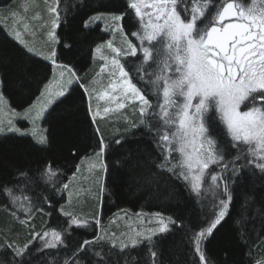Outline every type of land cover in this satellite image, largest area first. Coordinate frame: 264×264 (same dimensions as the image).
I'll return each instance as SVG.
<instances>
[{"label":"trees","instance_id":"1","mask_svg":"<svg viewBox=\"0 0 264 264\" xmlns=\"http://www.w3.org/2000/svg\"><path fill=\"white\" fill-rule=\"evenodd\" d=\"M8 1L0 0V5ZM223 2L224 0H214L216 8ZM128 4V0H57V38L66 43L67 38L71 37L74 45L69 50L58 42L56 60L69 65L75 72L77 81L68 88L65 96L50 106L42 119L43 130L40 133L49 142L46 148L37 143L38 135L35 138L12 132L0 135V184L14 188L15 184L9 181L17 178L18 170L36 173L45 161H54L59 171L54 182L46 185L41 182L40 187L32 186L35 195L32 196L31 213L23 212L18 205L12 204L8 196L0 193V245L11 244L13 248H18L28 244L31 253L24 257L26 264H73V261L76 264H153L149 254L150 247L157 252L156 264H198V257L191 251L188 243V236L204 226L218 210L216 205L219 202V190L209 186L208 173H205L206 182L198 196L182 178L178 179L169 171L161 172L156 168L161 162L162 154L155 132L159 129L160 135H163L166 129L158 116L153 114V109H149L141 118L134 117L130 123L119 120L116 129L113 122H104V125L98 127L105 144L111 145L103 157L107 170L103 177L102 193L99 191L96 195L93 207L86 204L82 197L73 200L74 206L69 202L72 197L81 193L80 187L75 189L76 183L72 177L77 173L81 161L99 150L96 145L100 140L88 112L82 86L90 85L92 81L95 71L92 69V52L107 34L98 23L85 30L83 22L100 12H126L121 21L124 33L138 46L131 35L137 29L138 19L134 11L127 7ZM185 7L191 8V0H180L178 11ZM216 8H213V13ZM189 14L182 11V15ZM22 49L0 26V80L4 81L1 90L11 109L17 111L35 100L51 74L48 62L32 54L24 56ZM21 64L28 71L24 79H20L17 72ZM123 64L133 84L153 106L162 102V97L156 94V89L149 83V77L145 76V70L151 74L159 69L154 62L143 63L139 46L137 56H128ZM150 78L154 79V75ZM204 119L225 156L222 164L229 165L227 171L221 165H212L208 172L215 171L227 177L231 175L232 161L238 151L226 145L228 138L218 114L206 112ZM141 121L145 123L142 124ZM148 122H151L152 132L146 128ZM167 130L171 132L174 128ZM116 139L126 142L116 144ZM242 147L246 153L247 147ZM170 161L171 164H176L181 161V156L172 152ZM245 164L243 157L236 161L238 168ZM250 168L251 166L245 167L239 179L234 177V182H229L233 196L229 214L222 221V226H218L214 236L205 241L204 248L211 264H220L225 253L229 264H260L264 261V178H261L258 170L253 175ZM98 173L101 175V170ZM64 184L68 187L64 188ZM38 196L50 202L39 200ZM123 209L132 212H158L176 218L182 227L170 225L172 231L166 236L156 235L151 242L142 240L135 247L127 246L120 252V248L116 246L123 245L126 239L117 227L122 214L116 213ZM65 213L85 223L64 232V244L57 248H44V243L36 234L50 232L52 229L62 231L67 227L66 221L70 220ZM114 220L116 222L113 225L111 222ZM86 240L91 242L87 252L77 253V245ZM110 241L116 246L113 247ZM11 260L9 252L4 246H0V262L9 264Z\"/></svg>","mask_w":264,"mask_h":264},{"label":"snow or ice","instance_id":"2","mask_svg":"<svg viewBox=\"0 0 264 264\" xmlns=\"http://www.w3.org/2000/svg\"><path fill=\"white\" fill-rule=\"evenodd\" d=\"M179 2L180 0H151V2L131 0L127 5L134 10L142 30L131 35L140 40L139 49L142 50L143 63L154 62L159 69L158 72L151 74L145 70V76L149 77V83L156 89V94L162 97V102L153 106L145 94L131 82V77L124 66L119 65L117 60H113V63L119 66L121 77L128 78L127 90L141 101V115H144L146 109H153V114L157 115L160 123L165 126L163 135H160L159 129L155 132L162 154L161 162L156 168L161 172L169 171L178 179L182 178L190 186V190L198 196L201 195L202 186L206 182L205 173H208L209 186L219 190V202L216 205L218 210L204 226L188 236V243L191 251L198 257V264H211L204 244L214 236L218 226H222V221L229 214L230 203L233 200L229 182H234V177L239 179L243 169L248 166H251L250 171L253 175L258 170L261 178H264V0H247V3L245 0H224L219 8H216L214 0H202V3L201 0H191V8L185 7L182 10L189 12V15H182V11H178ZM213 8H216L214 13ZM143 9L152 11L145 12ZM51 11L56 12L59 19L57 10L51 9ZM105 15L114 22L113 31H124L120 22L126 12L119 14L100 12L85 20L83 29H90L92 23ZM145 16L148 17L147 22L144 20ZM56 26L54 20L53 31L49 32L50 39L53 43H62L71 50L74 41L71 37L67 38L66 43L59 41L55 32ZM15 39L23 46L22 55L34 54L33 48L20 38V33L15 34ZM145 42L148 46H144ZM157 45L160 47L157 48ZM107 46L112 48L111 41L107 42ZM102 47L103 44L97 45L95 51L99 52ZM112 50L120 54L119 49ZM127 54L136 57L138 46L129 42ZM56 58L55 50L49 51L44 57L53 64L56 63ZM17 72L20 79L28 75L23 64ZM153 75L154 79L150 78ZM3 85L4 81L0 80V86ZM65 94V91L61 90L55 95L63 97ZM177 97H182V102L178 101ZM2 99L3 96L0 95V100ZM193 100L197 102L193 104ZM249 104L252 106L249 107ZM241 105L248 110L242 111ZM33 107L15 115L27 120L31 116ZM156 109H159L158 113ZM89 111H91L90 107ZM209 111L218 114L228 138L226 145L238 151L232 161L231 175L227 177L215 171L208 172L212 165H221L224 171L229 169L228 164H222L225 156L205 124V113ZM92 118L95 119V114ZM146 128L149 132L153 131L151 122L146 124ZM169 128L174 130L169 132L167 130ZM5 131L20 133L22 136L28 135L27 132L14 126H10L7 130L0 127V133ZM32 135L35 136V133L33 132ZM124 142L126 141L121 139L114 141L116 144ZM37 143L42 148H46L49 142L46 137L40 136ZM242 146H247L246 153ZM96 147L99 149L96 155L100 156L111 145L98 140ZM72 152L75 154L74 149ZM172 152L178 153L183 159L171 164ZM242 157L246 160V164L238 168L236 161ZM102 167L107 170L106 165ZM58 175L55 162L45 161L36 173L18 170L17 178L9 181L14 183L15 187L9 188L0 184V193L8 196L12 204L18 205L23 212L31 213L32 196L35 195L32 186L40 187L41 182L45 185L52 183ZM63 187L67 188L68 185L64 184ZM37 199L50 202L39 196ZM65 215H68L70 220L66 221L67 227L62 231L52 229L50 232L36 234L44 241V248H57L64 244V232L85 223L77 218H71V214L65 213ZM157 215L160 216L159 227L153 231V235L166 236L172 231L170 225L182 227L174 217L169 216L165 219L161 214ZM240 227L242 229L243 225L241 224ZM240 235L243 239V231ZM145 239L151 242L152 236H147ZM90 243L86 240L78 244L76 252L86 253ZM137 243V239H131L133 247ZM0 246H4L12 256L9 264H26L24 257L31 253L28 244L18 248H13L11 244ZM126 247L127 245H124L119 251L123 252ZM149 254L153 264H156L157 252L150 247ZM97 255L99 256V253ZM73 264L76 262L73 261ZM220 264H229L227 253ZM260 264H264V261Z\"/></svg>","mask_w":264,"mask_h":264},{"label":"rangeland","instance_id":"3","mask_svg":"<svg viewBox=\"0 0 264 264\" xmlns=\"http://www.w3.org/2000/svg\"><path fill=\"white\" fill-rule=\"evenodd\" d=\"M128 1L129 3L131 2V0ZM149 2H151V0H149ZM56 6L57 0H9L0 5V26L3 27L7 35L23 47L19 41L15 39V34L17 32L20 33V38L23 39L29 47L33 48L34 54L32 55L48 62L51 66L50 78L44 85L43 89L30 105L20 111L11 109L6 98L2 94L0 86V95L3 96V99L0 100V127L5 130L10 126H14L20 128L23 132H27L28 135L33 138H35L32 135L33 132L36 136L38 135L40 137V131L43 130L41 122L45 113L56 100L61 98L55 94L61 90H64L66 93L68 88L77 81V76L69 65L59 63L57 60L56 63L53 64L51 61L44 59L49 51H56L57 49L58 42L53 43L49 37V32L53 31V21L55 20L57 25L55 27V32L57 31L59 23L56 12L51 11V9H56ZM143 11L151 12L152 10L143 9ZM147 19L148 17L145 16V22H147ZM95 23L100 24L102 31L107 34V37L97 44L104 45L99 52L95 51L97 45L93 49L92 69L95 70L94 76L90 85L82 86V88L86 94L87 107L91 120L99 134L100 140L103 141V138L99 133L100 129L98 128L101 127L102 123L106 122L109 124V122H113L114 129H116L118 126L116 123H118L119 120L130 123L134 120V117H143L147 114L149 109H146L144 115H141V101H139L130 90H127L126 81L128 78L121 77L119 66L113 63V60H117L119 65L124 66L123 60L128 56H131L127 54L128 44L129 42L132 44L134 43L126 36L124 31H113L114 22L109 16L105 15L92 24ZM138 31H142L139 22L137 29L134 32ZM134 38L139 46L140 40L135 36ZM108 41H111L112 48L107 46ZM144 46H148L147 42H145ZM113 48L119 49L120 54L118 55L114 52L112 50ZM140 51L142 52V50ZM125 71H127L126 68ZM69 81H71V83H69ZM42 93L43 95H41ZM177 99L181 102L183 100L182 97H177ZM196 102V100H193V104ZM121 105L123 106L121 107ZM32 106L34 107L29 119L24 120L15 115V113L24 112ZM251 106L252 105L249 104V107ZM89 107L91 108V111H89ZM105 109H108V111H105ZM241 110L246 111L248 109L245 108L244 105H241ZM93 114H95L94 120L92 118ZM22 123H25V125ZM7 132L9 131L0 133V135ZM103 143L105 144L104 141ZM97 152H99V150ZM96 153L89 158L83 159L81 165L77 168V173L72 177V180L76 183L75 189L80 187L81 193H78L69 200L71 206L75 205L73 200L82 197L86 204L93 207L96 195L99 191L100 194L102 193L103 177L105 174V168L102 167V165H105L103 159L104 154L97 156ZM182 159L183 158L181 157V160ZM99 170H101V175L98 173ZM116 214H122V216H120V223L117 227H119L118 229L121 231L123 238L126 239V242L121 246H116L114 242L110 241L111 245H115L119 248L124 245L132 246V238H135L140 242L146 240L145 237L147 236H152V238L156 236L153 235V231L159 227L160 216L157 214L161 213L148 211L132 212L123 209ZM161 215L165 219L169 217L163 214ZM115 222L116 221L114 220L111 224L114 225ZM96 223L98 226L99 216L96 219ZM100 226L101 225L99 224V227ZM40 241L44 243L42 239H40Z\"/></svg>","mask_w":264,"mask_h":264}]
</instances>
